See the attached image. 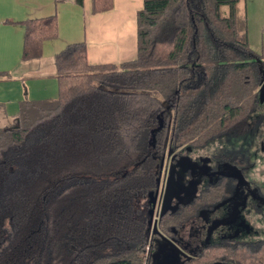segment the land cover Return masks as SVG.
<instances>
[{
	"label": "trees",
	"instance_id": "trees-1",
	"mask_svg": "<svg viewBox=\"0 0 264 264\" xmlns=\"http://www.w3.org/2000/svg\"><path fill=\"white\" fill-rule=\"evenodd\" d=\"M241 2L143 0L134 59L89 64L84 41L55 54L57 97L23 99L0 128V264L152 263L164 158L237 145L264 107ZM111 3L91 0L92 12ZM23 27L21 61L58 35L55 15Z\"/></svg>",
	"mask_w": 264,
	"mask_h": 264
},
{
	"label": "flooded vegetation",
	"instance_id": "flooded-vegetation-1",
	"mask_svg": "<svg viewBox=\"0 0 264 264\" xmlns=\"http://www.w3.org/2000/svg\"><path fill=\"white\" fill-rule=\"evenodd\" d=\"M261 131L252 132L261 137L263 151ZM244 140L250 139H238L243 145L237 150L226 145L224 153L204 155L202 148L186 147L162 161L152 197V239L156 235L180 249L177 263L264 264V176L250 174L257 152ZM167 184L171 204L160 216ZM189 210L193 215L179 218Z\"/></svg>",
	"mask_w": 264,
	"mask_h": 264
},
{
	"label": "crops",
	"instance_id": "crops-1",
	"mask_svg": "<svg viewBox=\"0 0 264 264\" xmlns=\"http://www.w3.org/2000/svg\"><path fill=\"white\" fill-rule=\"evenodd\" d=\"M143 0H112L92 12L91 0H0V128L11 127L23 99L56 98L55 54L67 44L85 42L89 64H120L137 52L136 14ZM250 48L264 59V0H244ZM55 15L58 35L42 45L39 58L21 61L23 21ZM254 22V23H252ZM256 43V50L252 47Z\"/></svg>",
	"mask_w": 264,
	"mask_h": 264
},
{
	"label": "rangeland",
	"instance_id": "rangeland-1",
	"mask_svg": "<svg viewBox=\"0 0 264 264\" xmlns=\"http://www.w3.org/2000/svg\"><path fill=\"white\" fill-rule=\"evenodd\" d=\"M254 23V22H252ZM252 47L257 51L256 49V43L252 41ZM262 59V58H261ZM264 107L261 106L259 110L256 111V113L252 117V131L254 128L261 127L262 131L260 132V135L263 136V144H264V113H263ZM262 120V121H261ZM14 125V124H13ZM248 135V138L250 140H244L245 142L253 143V148L257 152V157H255V165L252 167L250 174L255 176V175H263L264 176V150L260 151V141L261 137L259 136L258 138H254L253 132ZM229 145L230 143H227L226 141L224 143L217 142L213 143L211 145L206 146L205 148H202L200 151L201 154H212L216 149H218L220 146H226ZM243 144H240V146ZM232 146V145H231ZM239 143L237 145L232 146L233 149L238 148ZM153 250L151 253L152 257V263L151 264H179L176 262L175 256L177 255L178 251L180 249L175 248L173 249L172 245H170L168 242L162 241L159 237L153 236Z\"/></svg>",
	"mask_w": 264,
	"mask_h": 264
},
{
	"label": "water",
	"instance_id": "water-1",
	"mask_svg": "<svg viewBox=\"0 0 264 264\" xmlns=\"http://www.w3.org/2000/svg\"><path fill=\"white\" fill-rule=\"evenodd\" d=\"M260 100L261 102L264 103V82L261 84L260 86ZM169 191H170V187L166 186V189H165V193H164V196L162 198V202H161V205H160V216H162L165 211L167 210V207H169V205L171 204V196H169ZM152 203L154 204L155 203V200L152 199Z\"/></svg>",
	"mask_w": 264,
	"mask_h": 264
}]
</instances>
